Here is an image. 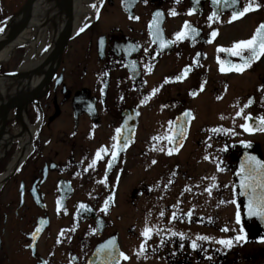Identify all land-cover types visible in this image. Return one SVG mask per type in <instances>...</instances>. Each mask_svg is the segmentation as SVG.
<instances>
[{"label":"flooded vegetation","instance_id":"flooded-vegetation-1","mask_svg":"<svg viewBox=\"0 0 264 264\" xmlns=\"http://www.w3.org/2000/svg\"><path fill=\"white\" fill-rule=\"evenodd\" d=\"M18 1L0 0V23L28 0L11 14ZM247 2L135 0L126 11L124 0L90 1L96 7L86 8L80 21L77 16L79 32L25 108L33 127L24 143L28 154L12 169L25 130L11 131L16 146L0 174V264H108L109 251L99 250L110 240L119 264H264V221L247 216L237 175L245 154L264 161V132L240 127L245 116H264V56L243 72H221L218 63H242L219 49L250 39L264 24V0L229 22L233 8ZM214 11L219 19L209 20ZM157 12L163 15L154 40L150 24ZM185 22L199 34L177 40ZM9 121H18L16 109ZM117 128L123 139L113 140ZM213 128L236 135L214 134ZM173 133V143L153 139ZM125 143L109 169L113 144ZM101 147L108 154L90 167ZM146 226L154 231L145 243ZM238 234L245 239L231 248L215 243Z\"/></svg>","mask_w":264,"mask_h":264},{"label":"snow or ice","instance_id":"snow-or-ice-1","mask_svg":"<svg viewBox=\"0 0 264 264\" xmlns=\"http://www.w3.org/2000/svg\"><path fill=\"white\" fill-rule=\"evenodd\" d=\"M135 0H124V6H125V10H130V4L134 3ZM177 3L180 2V0H176ZM193 2L195 4H199L200 0H193ZM231 3L233 6L238 5L239 0H212V3L214 4H218V3ZM93 8L96 7V5H92ZM258 7V6H256ZM255 10L254 7V0H248V2L245 4L244 7L239 8V10H237L235 7L233 8L232 12H231V20L229 22H232L238 18L243 17L246 13ZM195 11V9H190L189 12L187 13L188 15H192L193 12ZM163 15V13L161 12H157L154 14V19L150 24V31L151 34L154 37V40L157 38H160V33H161V29L158 27V22H159V18ZM170 15L176 16L178 15V13L175 10H172L170 12ZM132 18V17H130ZM136 19H138V17H136ZM209 20H218L219 16L217 14V12H213L211 16H209L208 18ZM184 30L177 33L176 34V39L177 40H181L184 38H192L194 39L196 35H198V30L195 29L194 27H192L190 24H188L187 22H185L184 24ZM84 29H81V31H83ZM0 31H3L2 28H0ZM191 34V35H189ZM218 33L217 32H212V36L215 37ZM165 46V42L163 41V39L161 38V47ZM219 51L221 52H226L228 53L230 56H237L240 58V60L242 61V63L240 64H235L233 63L230 59L225 61V60H218V63H220L221 65V72H225V71H232L235 70L237 72H243L244 69L248 68L251 66V64L258 60L261 56H264V24L259 25V27L256 29L254 35L247 40H241L238 41L236 43L233 44V46L231 48L225 49V48H220ZM247 53V55H244V53ZM227 64L228 67L225 68L224 65ZM188 71V69H185V72L181 74V76L176 77L177 80H180L183 78V75L186 74V72ZM166 83L169 81H165ZM201 90H203L201 88ZM157 91V89L153 90V94H155V92ZM192 95H196V93H192ZM254 101L252 99L249 100V102L245 105L246 107H250L251 104ZM244 112V109L241 108L240 111L237 113V116H241ZM192 114L191 112H185L184 113V117L188 118L191 117ZM224 117H221V119H223ZM245 123L242 124L240 127L243 128V130L245 132H248L249 134H253L255 132H264V116H260V117H256L253 118L250 115L249 116H245ZM249 121H251L252 123H249ZM121 128H117L116 129V136L113 137V140H117L119 139H123L121 137ZM212 133H224L226 135H236L235 131L232 129H224V128H213L210 130ZM179 136L183 137L184 136V131L183 128L181 127V130L179 131ZM177 135L176 133H173L171 136H164V137H154L153 139L155 140H160V139H167L169 141V143H173V138L174 136ZM242 145L244 148H251V143L250 142H242ZM113 149H115V151L112 152V161L108 163V168L111 169L113 162L116 161L117 159V153L118 151H123L125 150V148L127 147L126 143L125 144H120L119 146L117 144H113ZM163 150V149H161ZM223 151H227V147H225L224 149H222ZM172 149H170L168 151V154L171 155L172 154ZM101 153H104L105 155L108 154V149H106L105 147H101L100 149L97 150L96 152V158L92 161L90 167H95L96 165V161L98 159H101ZM206 159L208 157H205ZM153 163H155V161H153ZM223 170V169H221ZM237 175L240 177L239 180V188H240V192L239 195L246 197L247 199V215L251 218V217H257L259 218L261 221H264V161L258 159L256 156L254 155H248L245 154L244 157V161L241 163L240 165V171L237 173ZM213 180H215V177L212 178ZM217 185H213V187H216ZM207 191L209 192V195H211V188L207 189ZM233 204H236V200H232L230 201ZM59 204V202H58ZM81 208H86L85 205H80ZM108 207V202H105V207L104 211L107 210ZM164 213L161 212V216H163ZM176 217V213L173 212L172 214V219L175 220ZM236 223L240 224L241 223V214H240V205H237V212H236ZM40 229L38 228L37 231H39ZM154 231V229L150 228V227H145L142 235L145 237V243L147 242L148 239L151 238V233ZM158 231V230H157ZM222 231L227 232L229 231V229L227 227H224L222 229ZM244 229L243 227H241L240 232L243 233ZM173 235H176V233H173ZM181 235V239H183V234ZM35 235H33V239H35ZM212 238L207 237V236H198L197 240H201V241H208L211 240ZM245 237L243 235H236L234 238L231 239H219L216 240L215 243H218L220 245H222L224 248H231L234 244V242H239L244 240ZM192 247L195 249L198 247L196 241H192ZM105 250L109 251V260H108V264H119V260L115 259V256L113 255V252H115L116 250V244L114 240H110L108 241L105 245L101 246L99 253H103ZM145 251V246L144 244H142L140 246V252ZM98 253V254H99ZM119 255L121 257H123L124 259H128L127 256H124L123 253H119ZM139 255V253H138ZM209 259H211V257H209Z\"/></svg>","mask_w":264,"mask_h":264},{"label":"bare ground","instance_id":"bare-ground-1","mask_svg":"<svg viewBox=\"0 0 264 264\" xmlns=\"http://www.w3.org/2000/svg\"><path fill=\"white\" fill-rule=\"evenodd\" d=\"M73 4L75 7V15L78 16L83 12H86V10L82 7L81 0H73ZM65 16L64 13V4L60 3L59 0H57L55 3H48L47 0H37L34 8H33V14L31 19V27H29L27 30L24 31V33H21L17 38H15L13 41L6 42L7 38L13 31V28L15 27L18 20H13L11 23L6 24L2 27L3 31H0V45H3L0 50V65L4 62H7L17 51V49L22 47H30L37 52V45L39 43V40L41 36H43V31L48 28V25L42 26L44 22L54 20L56 22L57 27L64 24L65 22ZM50 19V20H49ZM77 20V18H76ZM76 20L74 21V27L72 35L74 34L76 28L79 26V22L76 23ZM80 21V20H79ZM35 27V28H34ZM32 28H34V31L32 32ZM55 30H52V33ZM5 43V44H4ZM5 47V48H4ZM31 56L27 57L25 60V63L23 67L21 68L22 72H27L29 70H33L37 68L43 58H37V60H32ZM61 58V55H60ZM59 58V59H60ZM52 65L48 66L47 69L45 68V72L41 75H29L26 78H16L14 84H11L10 86L6 85L5 79L0 78V129H1V123H2V113L3 109L6 105L7 100L9 99L10 95H12L14 92H17V96L15 99V103L21 107V105L24 106V108L20 111V116H17L18 124L24 128V134L22 135L21 143H20V149L17 151L16 155L13 158V162L11 163L10 169L13 168V165L16 163L21 162L27 154L28 151L25 148V142L28 141L31 131L33 130V127L29 126V120L25 113V99L34 94L35 91L38 90V87L40 84L48 83L46 81L45 73L47 71H52ZM10 117H8L9 119ZM18 132V130H17ZM15 139V135L11 132L10 127L6 125L4 131L1 133L0 137V163L1 161L6 157V154L10 151L12 147L13 140ZM3 179V176H0V186L1 181Z\"/></svg>","mask_w":264,"mask_h":264},{"label":"water","instance_id":"water-1","mask_svg":"<svg viewBox=\"0 0 264 264\" xmlns=\"http://www.w3.org/2000/svg\"><path fill=\"white\" fill-rule=\"evenodd\" d=\"M37 0H29L27 5L22 9V11L13 18V20H17V23L15 27L13 28V31L7 38L6 42L13 41L15 38H17L21 33H23L27 28H29L31 25V18L33 14V8ZM57 0H47L48 3H55ZM60 3L64 4V13L66 14L65 23L60 25L59 27L55 28V34H54V42H55V48L54 50L40 63V65L33 69L29 70L27 72L17 71L14 73L4 74L0 75V77L4 79H8V81L11 84H14L16 78H26L29 75H41L45 72V68L47 69L48 66L52 65L59 57L62 55L63 50L65 49L69 39L72 36L73 32V22L75 18V7L73 4V0H59ZM47 22L43 23V26H45ZM5 44V43H4ZM3 45H0V50ZM5 48V47H4ZM51 71H47L45 73L46 81H49L50 79ZM18 92V91H17ZM17 92H14L12 95H10L7 104L5 105L2 113V123H1V129H0V137L1 133L4 131L9 113L10 111L15 108L17 110L18 116H20V111L24 108L23 105L21 107L15 103V99L17 96ZM39 96L32 94L28 96L25 99V107L28 103H31L32 101L36 100Z\"/></svg>","mask_w":264,"mask_h":264},{"label":"rangeland","instance_id":"rangeland-1","mask_svg":"<svg viewBox=\"0 0 264 264\" xmlns=\"http://www.w3.org/2000/svg\"><path fill=\"white\" fill-rule=\"evenodd\" d=\"M91 0H81L82 2V7L84 9L86 8H90L91 7V3H90ZM26 2V0H20L17 3V5L13 4L14 6H11V9H10V13H14L15 10H17L18 8H20L22 5H24V3ZM89 2V3H88ZM6 3V0L5 2ZM8 3V2H7ZM83 14L79 15L78 16V20H82L83 19ZM8 22V21H7ZM6 20L5 22L1 23L0 24V28H2L4 26V24L7 23ZM49 28V29H48ZM48 28H46L47 30H44L43 31V36H41L40 40H39V43L37 45V49L40 50L41 47H44L45 45H47L48 43V40L50 38V34L53 30L52 28V25L48 26ZM33 32V30H32ZM32 46H28V47H22V48H19L17 49V51L15 52V54L7 61V62H4L0 65V73L2 72H12L14 70H16L17 68H19L20 66H22V64L24 63L25 59L29 56L32 57V60L34 61L37 60V58H39L37 56V53L35 52L34 49L31 48ZM30 57V58H31ZM5 83L6 85L8 86L9 82H8V79H5ZM218 108H221V107H218ZM12 113V111H11ZM14 119H15V116H13ZM221 122L220 123H223V119L220 120ZM9 125H10V129L11 131L13 132L14 130H18L20 128H22L19 124H18V121H9L8 122ZM202 124H200L199 126H197V128H199ZM14 142V141H13ZM16 146V143H14L12 149L6 154V157L1 161L0 163V174L3 172V169H4V166L5 164L9 161V159L11 158V156L13 155V152H14V148Z\"/></svg>","mask_w":264,"mask_h":264}]
</instances>
